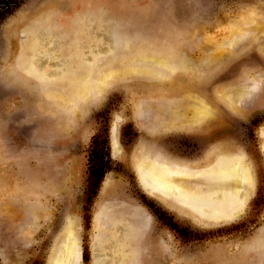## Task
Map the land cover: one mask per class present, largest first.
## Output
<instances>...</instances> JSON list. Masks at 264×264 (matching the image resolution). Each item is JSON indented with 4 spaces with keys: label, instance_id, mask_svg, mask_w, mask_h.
Wrapping results in <instances>:
<instances>
[{
    "label": "rangeland",
    "instance_id": "374dc122",
    "mask_svg": "<svg viewBox=\"0 0 264 264\" xmlns=\"http://www.w3.org/2000/svg\"><path fill=\"white\" fill-rule=\"evenodd\" d=\"M0 95V264H264V0H0Z\"/></svg>",
    "mask_w": 264,
    "mask_h": 264
},
{
    "label": "bare ground",
    "instance_id": "6f19581e",
    "mask_svg": "<svg viewBox=\"0 0 264 264\" xmlns=\"http://www.w3.org/2000/svg\"><path fill=\"white\" fill-rule=\"evenodd\" d=\"M83 97L84 95H80L78 98L83 99ZM207 113L208 112L205 110L199 111L200 116H204ZM167 163L165 162L158 163V162L152 161L151 159L148 161L147 160L140 161V168H141L140 170H141L144 182L148 184V186H151V187L163 188L169 194H171L174 197H178V198L185 199L186 197L191 196L192 194L199 193L200 188L190 186L188 183L190 179L184 176L181 177L177 175L174 172V170L171 169L170 166H168ZM218 172L221 174V177L223 178L220 183L221 189H223L224 187H229L233 189V191L234 190L237 191L241 187L242 188L247 187L250 183L249 170L243 161H239V160L228 161L224 166H221L218 169ZM204 173H207V172H204ZM220 196L222 197L223 195H220ZM74 241L75 239L73 236V231L72 229H70V233H69L68 240H67L68 243L65 249L66 251L63 255L64 264L65 262H68L70 255H75V252H74L75 242Z\"/></svg>",
    "mask_w": 264,
    "mask_h": 264
},
{
    "label": "snow or ice",
    "instance_id": "6c2138e0",
    "mask_svg": "<svg viewBox=\"0 0 264 264\" xmlns=\"http://www.w3.org/2000/svg\"><path fill=\"white\" fill-rule=\"evenodd\" d=\"M4 99L3 95H0V101H2Z\"/></svg>",
    "mask_w": 264,
    "mask_h": 264
}]
</instances>
